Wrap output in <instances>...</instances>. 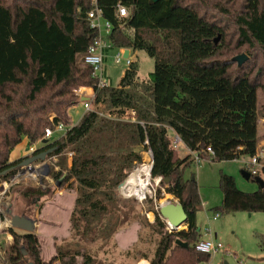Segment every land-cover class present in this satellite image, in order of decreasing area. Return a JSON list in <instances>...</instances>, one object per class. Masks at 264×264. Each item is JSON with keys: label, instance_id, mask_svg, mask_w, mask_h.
I'll return each mask as SVG.
<instances>
[{"label": "trees", "instance_id": "obj_1", "mask_svg": "<svg viewBox=\"0 0 264 264\" xmlns=\"http://www.w3.org/2000/svg\"><path fill=\"white\" fill-rule=\"evenodd\" d=\"M118 2L128 8V15L117 14ZM207 4L202 0H99L104 17L112 23L111 45L145 50L154 58V69L148 82L140 81L133 61L116 86L109 82L98 86L92 66L83 59L98 34L86 14L92 0H0V178L22 161L9 159L24 136L33 145L43 139L46 127L63 122L65 133L39 142L35 152L51 149L48 156L59 157L61 166L52 177L61 187L76 189L71 234L96 240L116 231L117 189L143 162V151L135 149L141 144L152 153L151 177L160 176V186L187 213V227L171 231L154 205L148 209L154 214L151 225L160 235L150 264L207 261L210 254L195 248L201 237L196 219L201 206L199 185L194 175L184 177L194 157L179 156L171 143L172 129L204 159L232 160L255 154L260 145L259 120L264 118L258 106L264 81L253 68L237 64L234 70L233 58L216 57L220 47L214 37L222 28L208 17ZM213 6L227 12L219 2ZM234 17L241 44L264 51V0H244ZM80 86L93 87L89 98L93 108L70 124L68 109L79 101L73 89ZM101 106L111 116L103 114ZM208 146L213 153H205ZM219 185V213L264 211V186L243 191L224 172ZM36 189L22 193L29 196ZM160 196L158 188L155 198ZM11 231L12 244L3 243L8 264L96 262L77 241L75 248L59 246L46 259L38 234ZM257 237L264 250V235ZM177 239L188 245L177 244Z\"/></svg>", "mask_w": 264, "mask_h": 264}, {"label": "rangeland", "instance_id": "obj_2", "mask_svg": "<svg viewBox=\"0 0 264 264\" xmlns=\"http://www.w3.org/2000/svg\"><path fill=\"white\" fill-rule=\"evenodd\" d=\"M216 2L223 4L227 12L214 8L213 4ZM243 2L244 0H202L203 4L208 3L205 7L208 17L215 20L222 28V31L214 37L215 44L220 47L219 54L216 57L231 59L243 53L247 56V59L242 65L253 68L254 73L260 74V80L264 81V51L258 46L252 47L248 44H241L239 41V29L234 16L242 9ZM221 34L223 35L221 36ZM102 38L103 42L110 46L107 48L108 55L104 60V79L107 83L116 86L128 65L124 61L121 63L115 62L118 48L111 45L108 34L104 30H102ZM216 38H218L217 41H215ZM130 51L133 54L139 80L148 82L154 69V58L142 49H131ZM232 69H237V63L232 64ZM85 87L88 88V86H80L73 89V94L79 101L77 105L75 104L76 106L72 105L68 112L75 123L80 120L85 112L80 98L81 92L86 93ZM81 88V91H76ZM87 95H94L93 87L90 86ZM90 106L93 108L92 104ZM258 106L259 110L263 112L264 87H261L258 91ZM99 109L103 114L111 116L108 108L101 106ZM63 134L64 131L55 130L52 140L58 139ZM259 135L261 145L264 143V118L259 120ZM22 141L19 143H22ZM24 145L26 144L17 147L20 148ZM18 148L12 152L14 158H18L20 153ZM177 148L179 156L182 155L184 153L183 144L180 143ZM135 149L143 151V162L141 164L149 161L150 154L148 150H145L141 144L136 145ZM58 158L53 161L54 165L50 166V177H52V171H55L54 166L61 168ZM237 160L213 161L204 159L200 162H192L184 170V177L189 178L194 175L199 185L201 206L197 211L196 219L201 237H212L213 240L222 243V248L215 253H211L209 259L201 262L202 264H263L264 250L259 247L257 235H264V211L249 213L248 211L239 210L219 213L216 210L222 200V191L219 185L221 172L232 175L237 186L243 191L251 192L258 188V184L254 179H247L243 175L242 157ZM141 164L133 170L141 171V183L137 184L131 193H126L127 196H133L124 197L117 189L120 203L113 220H116L119 216L120 221L115 227L116 231L108 237L92 240L91 238L85 239L71 234L70 215L73 206L70 208L69 205L72 202H66L67 204L63 207L62 204H55V195L62 187L58 184L48 183L47 179H43L44 186L41 187L29 182L28 185L16 189L13 201L14 213L36 220L34 232L42 240L43 253L46 259L53 256L59 246L75 248L74 242L77 241L79 247H85L96 258L95 264H150V258L153 256L160 235L155 231V227L151 225L154 222V214L148 210L153 207L155 201L154 199L153 202L148 199H141V197L146 191L150 180L149 187L154 194L160 188L161 196L156 199L157 201L163 202L172 199L170 198L171 195L164 191L163 186H160V183L157 184L152 177L149 179L150 165L141 166ZM31 189L38 191L31 193L29 196L23 195L22 191ZM65 193L66 199L74 197V203L76 189H68ZM46 204L52 205H47L41 213V209ZM217 212L219 216L214 219L213 215ZM208 228L210 234L206 232ZM134 237H136V240L132 242ZM52 264H59V262L54 261Z\"/></svg>", "mask_w": 264, "mask_h": 264}, {"label": "built area", "instance_id": "obj_3", "mask_svg": "<svg viewBox=\"0 0 264 264\" xmlns=\"http://www.w3.org/2000/svg\"><path fill=\"white\" fill-rule=\"evenodd\" d=\"M116 10L119 16H126L128 15L129 12L128 8L125 5H123L121 2L117 3ZM86 14L91 27L97 29L98 34L94 42L90 44L89 47L87 48L83 59L85 63L92 66L93 68L92 76L98 79V83H97L98 86H104L107 84L106 80L104 79V74H105L104 60L106 56V48L110 46L106 45L105 42H103L102 30H104L107 34H109L112 28V23L109 19L104 17L102 9L99 6V0H92V5ZM125 49L126 48H122V47L118 48V53L115 55V62L121 63L122 61H124L125 64L129 66L134 61L133 54L128 51L127 55H125ZM81 89L76 91H81ZM82 96H86V94L81 92L80 97ZM82 104L85 111L91 109L89 97L83 99ZM130 112L133 115L135 111L131 110ZM130 119L133 120V117H130ZM66 129L67 126L63 122H59L53 128L46 127L43 138L51 139L53 136V132L55 130L64 131L65 133ZM171 141H172L171 142L172 146L176 148L180 143L183 144L180 136L173 129H172ZM39 142L42 143V140ZM34 152L35 149H31L30 152L27 154V156L33 154ZM148 152L150 154V158L148 162L150 163V169H151L152 153L150 150H148ZM190 152L194 157V161L200 162L204 160V158L201 157L196 151H190ZM205 153L207 154L213 153V150L211 149V147L208 146L205 150ZM56 160H57L56 156H48L47 154L43 160H38L37 162L31 164L23 165L20 162L19 164L12 167L13 169L12 172H10L7 175H3L0 178V264H8L7 260L3 255V249H4L3 243L11 245L13 242V233L11 229L14 227L11 225V220L13 215L12 206H13L14 194L16 192V189L23 185H28L29 182L34 183V185L35 186L37 185L38 187L44 186L43 179H47L48 183H53L57 185L58 182L54 183L56 182L55 179L53 177H50V171H51L50 166L52 164L54 165L53 161ZM243 166H244V170L249 173L250 178L261 177L264 180V148L259 146L255 154L245 155V158L243 159ZM58 168H59L58 166H54L55 171L59 170ZM150 169H149V173H150ZM150 177L151 175L149 174V179ZM154 179L156 180L157 184H159L162 178L158 176ZM149 183L150 180L148 182V187L146 191H144L141 199H146L147 197L153 198L155 201L154 207L156 210L159 211L162 201L156 200L153 190L149 187ZM118 190L120 194L124 197L133 196V195L127 196L122 190V185L118 187ZM218 216L219 213L217 212L213 215V218L215 219ZM167 226L169 230H171L169 223H167ZM14 229L20 231V229L17 228ZM206 232L210 234V229L208 228ZM195 248L201 252L211 254L220 250L222 248V243L213 240L212 237L211 238L200 237V239L195 243Z\"/></svg>", "mask_w": 264, "mask_h": 264}, {"label": "water", "instance_id": "obj_4", "mask_svg": "<svg viewBox=\"0 0 264 264\" xmlns=\"http://www.w3.org/2000/svg\"><path fill=\"white\" fill-rule=\"evenodd\" d=\"M150 1L156 2L158 0H150ZM217 39L218 38H216L215 41H217ZM127 53H128V49L126 48L125 55H127ZM246 59H247V56L243 53L238 54L233 57V60L237 62L238 66L242 65ZM42 142L47 143L48 138H43ZM50 151L51 149L44 150L38 153L34 152L33 154H30L24 159H22L21 164L27 165V164L37 162L38 160H43ZM151 167H152V164H151ZM242 173L245 176V178L247 179L250 178V175L247 171L243 170ZM254 180L257 182L258 186H264V180L261 177H256L254 178ZM124 182L125 180L121 182L119 186H121ZM59 183L60 181L58 182V185H60ZM12 211H13V215H12L11 225L14 228L20 229L24 232H34L36 220H32L31 218L25 215L14 213V204L12 206ZM159 212L162 218L167 223H169L171 227V231L172 230L179 231L181 229L186 228L187 213L183 205L178 200L163 201L160 205ZM175 242L184 247L188 245L186 242H183L180 239H177ZM28 264H36V263L31 261Z\"/></svg>", "mask_w": 264, "mask_h": 264}, {"label": "crops", "instance_id": "obj_5", "mask_svg": "<svg viewBox=\"0 0 264 264\" xmlns=\"http://www.w3.org/2000/svg\"><path fill=\"white\" fill-rule=\"evenodd\" d=\"M131 49H128V51L129 52H131L130 51ZM107 55H108V49L106 48V56H105V59H106V57H107ZM86 88V96H82V97H80L82 100L83 99H86L85 97H89V98H91L92 96H89V95H87V90L90 88V87H85ZM82 90V89H81ZM78 104V103H77ZM76 104V105H77ZM82 104V103H81ZM76 105H74V106H76ZM70 119H71V124H74L75 122L72 120V118H71V116H70ZM52 139V138H51ZM23 141H22V143H18L13 149H12V151H11V153H10V161H13V160H15V159H18V158H24L25 156H27V154L30 152V150L31 149H37V147L38 146H40V144H39V141L38 142H36L35 144H33V145H30L29 144V142H28V138L26 137V136H24L23 137V139H22ZM21 142V141H20ZM43 143V142H42ZM22 144H26L27 145V147L25 148V146L26 145H24L23 147L21 146L20 148H18L17 146H19V145H22ZM259 146H261V147H263L264 148V143L263 144H261V145H259ZM19 149V155H18V158L16 157V158H14L13 156H12V152L15 150V149ZM183 148H184V153L182 154V155H180V157H184V156H186L187 154H190L191 152H190V150L183 144ZM16 151V150H15ZM245 158V156H242V163H243V159ZM205 160H210V159H205ZM234 160V159H233ZM237 160V159H236ZM238 161V160H237ZM243 170H244V166H243ZM67 188H63L62 187V189L60 190V191H57V194L55 195L56 197H55V201H54V203L56 204V203H58V204H62V207L63 206H65L67 203H70V202H72L69 206H70V208H71V206H73V198L74 197H72V198H67L66 199V193L65 192H67ZM171 195V199L172 200H174L175 198H174V196L172 195V194H170ZM67 202V203H66ZM53 203V204H54ZM47 205H52V204H46V205H44V207L41 209V213H42V210H44L45 209V207L47 206ZM49 207H51V206H49ZM73 208V207H72ZM41 213H40V216H41ZM136 240V237H134L133 239H132V242L133 241H135Z\"/></svg>", "mask_w": 264, "mask_h": 264}, {"label": "bare ground", "instance_id": "obj_6", "mask_svg": "<svg viewBox=\"0 0 264 264\" xmlns=\"http://www.w3.org/2000/svg\"><path fill=\"white\" fill-rule=\"evenodd\" d=\"M148 164L150 165V163L148 162ZM145 165V163L141 164ZM146 167V166H145ZM147 168V167H146ZM150 169V168H149ZM141 171L140 170H135L133 171L128 178L125 180V182L122 184V190L123 192L126 193H131L133 191V189L135 188V186L137 184L141 183L142 177H141Z\"/></svg>", "mask_w": 264, "mask_h": 264}]
</instances>
